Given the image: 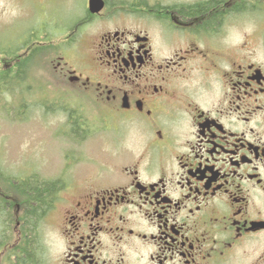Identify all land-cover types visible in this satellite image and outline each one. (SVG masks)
<instances>
[{"label": "flooded vegetation", "instance_id": "obj_1", "mask_svg": "<svg viewBox=\"0 0 264 264\" xmlns=\"http://www.w3.org/2000/svg\"><path fill=\"white\" fill-rule=\"evenodd\" d=\"M23 12L30 39L64 35L46 99L73 152L50 172L32 157L44 140L6 155L0 264H264V0H29ZM11 46L0 92L24 119L27 47ZM107 131L113 159L81 152Z\"/></svg>", "mask_w": 264, "mask_h": 264}, {"label": "rangeland", "instance_id": "obj_2", "mask_svg": "<svg viewBox=\"0 0 264 264\" xmlns=\"http://www.w3.org/2000/svg\"><path fill=\"white\" fill-rule=\"evenodd\" d=\"M28 5L29 0H0V57L5 55L4 51L7 44L12 45L9 49L11 52L23 51L27 47L26 81L28 91L32 92V95L28 98L31 109H29L27 118L24 119H20L19 114H15L14 111L9 114L4 109L6 94L0 92V166L1 169L5 168L8 161L6 155L11 154L13 159L15 149L21 151V144L27 143L29 152L33 150L37 142L41 143L44 140V149H41V152L38 153L33 150L32 157L39 155L37 160L43 163V170L50 172L56 168L53 165L59 164L61 166L63 163L60 150L65 148L68 152H73V149H70L71 147L66 144L65 139L56 137L53 134L57 128V124L54 123L62 122V119L56 116V104L46 99L48 92L55 91L54 80L56 77L48 62L53 59L56 47L51 44L61 42L64 35L48 33L40 34L31 39L26 38L28 35L25 34L26 24L32 16H23V8ZM48 43L50 45H47ZM15 44H18V46L13 49V46H16ZM67 58L69 57L67 56ZM0 84H2V81ZM12 103V106H18L19 97H13ZM101 134H93L87 142L88 144L97 142L98 146L89 148L86 143L79 148L82 153L91 155L94 159L107 158L111 160L115 153L110 142L112 132L107 131ZM12 150H14V153ZM87 161L78 163L74 166V169L92 168Z\"/></svg>", "mask_w": 264, "mask_h": 264}, {"label": "trees", "instance_id": "obj_3", "mask_svg": "<svg viewBox=\"0 0 264 264\" xmlns=\"http://www.w3.org/2000/svg\"><path fill=\"white\" fill-rule=\"evenodd\" d=\"M196 8H198V7H196ZM34 199H36V195H34ZM48 199H49V195L44 193L42 196L37 198V201L40 202L43 207L44 206L46 207ZM36 216H37V209H34L33 212L28 214L30 221H32L33 219H36L37 218ZM28 226H30V223H28ZM28 231H29V229H28ZM33 262H35V256L34 255H29V257H27L25 260V264H31Z\"/></svg>", "mask_w": 264, "mask_h": 264}]
</instances>
